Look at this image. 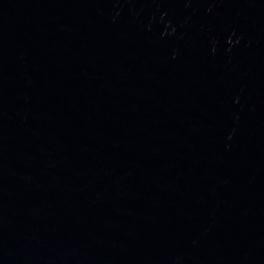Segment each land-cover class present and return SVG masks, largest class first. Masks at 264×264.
Segmentation results:
<instances>
[{"label":"water","instance_id":"95a60500","mask_svg":"<svg viewBox=\"0 0 264 264\" xmlns=\"http://www.w3.org/2000/svg\"><path fill=\"white\" fill-rule=\"evenodd\" d=\"M0 264H264V0H0Z\"/></svg>","mask_w":264,"mask_h":264}]
</instances>
